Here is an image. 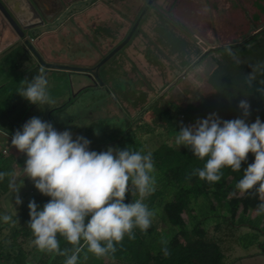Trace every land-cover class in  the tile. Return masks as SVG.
Wrapping results in <instances>:
<instances>
[{"label": "clouds", "instance_id": "clouds-1", "mask_svg": "<svg viewBox=\"0 0 264 264\" xmlns=\"http://www.w3.org/2000/svg\"><path fill=\"white\" fill-rule=\"evenodd\" d=\"M57 3L58 1L52 3L51 0H47L43 9L38 6L39 11H42V15L39 13L41 21L42 18L52 20L56 14L52 4ZM149 4L153 7V0ZM69 8L67 4L65 15L62 16L65 17L63 21L60 19L56 26L48 25L49 32L53 36L60 34L74 17H78L75 15H84L85 11L81 9L66 17ZM176 14L178 11H175ZM161 21L171 22L170 20ZM81 31L83 32L84 29L80 28L78 23L69 27L61 37L60 44L64 39L72 40L71 42L77 41ZM133 34L134 31L130 32L128 42L120 48L121 50H124L131 42L130 36ZM81 38L80 46L84 48L83 37ZM122 38V32H116L112 40L114 44L110 49L113 50L114 46L117 47L120 43L127 41L126 39L120 42ZM61 53L65 54L62 48ZM154 63L158 64L155 61ZM65 64L76 66L82 73L89 74L88 78L91 81H100V77L97 78L99 74L91 73L88 66ZM104 64L100 67L97 64L95 68L99 70ZM38 66L47 69L39 62ZM161 71L169 74L168 68L161 67ZM154 72L160 75L156 69ZM47 77L44 70L40 69L39 74L22 82L25 86L19 89L18 94L24 98L26 108L24 118L21 116L18 123L1 124L3 128L0 129V138L5 141L3 150L0 152V187L11 183L14 189H27L29 193L38 197L40 206L34 200H30L27 205L29 211L23 216V224L29 232V240L33 239L38 250L64 255L59 248L57 240L59 235L64 244L74 246L76 249L71 255L66 256L63 264H77L81 263L77 262L78 245L82 247V244H86L89 252L96 257H103L109 252H114L115 245L119 244L125 236L132 239L134 228L144 232L152 224L154 227L159 226V229L168 231L169 219L163 217L169 211L168 203L163 205L161 211H158L155 205L148 207L143 202L144 199L152 203L145 197L155 190V177L151 175L154 172L153 160L158 170L155 152L166 154L161 147L163 139H171L173 151L181 152L190 164L197 163V159L204 160L202 168L193 170V174L199 179L215 183L221 179L223 174L221 170L225 167H229L233 172L243 170L242 177L235 185L236 189L241 193L249 192L250 194V190L254 189L255 194L264 199V118L261 120L257 117L254 121H246L245 118L250 115L251 106L247 99L238 101L237 107L241 112L239 117L222 119L214 112L207 115L200 114L196 110L195 105L201 103L202 98L182 103L163 102L153 97L150 93L151 88H147V91L142 93L144 96L150 95L153 100L150 111L154 123L161 126L156 118L157 112H161L165 123V126L161 127L166 133L160 143L154 141L151 136L154 130L148 127L144 135L154 141V146L142 151L150 150L151 152L142 154L140 151L132 150L130 146L122 149L108 146L106 150L100 151L102 144L89 148L91 142L83 133L73 128L75 120L67 119L62 115L67 103L58 107L56 102L51 108L54 101L48 92ZM153 82L158 84L154 80ZM143 87L146 88V86ZM79 88L75 91L72 89L68 95L78 96ZM262 96H264V90ZM72 101L73 99L70 103ZM110 105L116 106L110 102L108 106L97 109L95 112L108 109ZM47 106L51 108L49 111L45 109ZM57 107L60 110H57ZM34 109L45 110V118L33 113ZM138 109L144 110L141 100L138 101ZM124 116L131 121L128 113L125 112ZM47 120L53 123L59 120L62 124H70L74 138L68 129L58 131ZM166 126L178 129L175 138H168ZM248 154L251 163H247V166L242 169V163L247 162ZM24 181H26L25 185ZM132 188L140 198L126 202V193ZM244 196L245 193L241 195V197ZM25 202H27L26 198ZM15 203L16 205L22 203L18 195L15 196ZM241 210L242 208L239 212ZM257 211L264 213V202L257 206ZM199 212L202 213V210L200 209ZM185 216L187 217L186 214ZM10 219L9 215L0 214V222L7 223ZM210 225L215 227L213 224ZM236 228L247 234L246 227ZM254 238H258L255 240L259 243L258 246L264 244V234ZM162 251L165 255L168 254L166 248ZM260 258L264 262V255H260V250H253L250 254V259H253L251 262ZM46 260L48 259H32L23 262L45 264Z\"/></svg>", "mask_w": 264, "mask_h": 264}, {"label": "rangeland", "instance_id": "rangeland-1", "mask_svg": "<svg viewBox=\"0 0 264 264\" xmlns=\"http://www.w3.org/2000/svg\"><path fill=\"white\" fill-rule=\"evenodd\" d=\"M140 2L138 9L145 2L146 7L144 5V10L131 16L134 38L124 50L120 49L115 54H112L110 50L111 42L116 34L114 32L121 31L119 24L98 30V33H102V37L98 33L93 34L92 38L83 37L90 43L83 40L84 47L89 50L91 46L94 47L92 60L98 64L106 60V66L99 73L100 84H107L111 80L113 88L111 93L105 88L88 87L82 89L81 93L78 92V96L72 94L65 97L70 89L79 88L80 81L90 83L89 80L76 73L60 70L58 67L48 72V92L51 94L52 88L54 92H58L57 96L52 95L51 99L54 103L51 108L56 102L58 107L67 103L62 115L67 119L75 120L73 128L79 133L89 138L93 137L95 141L101 140L102 149L100 151L106 150L108 146L121 149L130 146L132 150L141 152L147 147L152 148L154 141L160 143L166 131L154 123L150 108L138 109V115L132 112L131 121L124 116L126 101L143 99L142 91H147V88H151L150 93L153 97L163 102L197 101L203 96L216 92L215 86H210L209 79L215 71L220 72L224 66L229 68L230 60L234 61L232 77H235L236 81H239L240 77L248 71L253 70V65H248L251 56L250 54L244 56L242 47L245 45L243 43L253 41L254 34L264 27V11L257 6V0H153V7L149 4L151 0H140ZM259 3L264 7V1ZM82 7V3L72 4L66 17L70 13L81 10ZM175 11H178V14L175 15ZM234 11L235 15H232ZM240 14L241 20L238 19ZM254 15L259 16L257 21L253 20ZM60 19L63 21L65 17L46 21V23L56 26ZM161 20H170L176 25ZM229 24H232L233 28L229 27ZM224 32L227 33L224 34ZM112 33L114 34L110 40L103 41L106 35ZM71 41L66 40V42ZM240 42L242 45H239ZM226 50L230 51L225 53ZM81 51L83 47L79 45L77 52ZM45 52L50 57L49 50ZM232 52L233 57L226 58ZM69 56V53H61L60 56H54L50 62L55 66H65L68 59H73V56ZM79 56L81 57V54ZM123 60L132 62L129 73L134 79V84L139 85H130L126 80L118 77ZM27 64L33 65V68L25 67ZM161 67L168 68L169 74L163 73ZM7 68V71L0 74V78L7 77L1 82H11L12 86L16 87V92L13 93H18L19 89L25 86L22 82L28 80L30 76L39 74L40 71L36 59ZM155 69L160 75H156ZM107 74H109V79L106 78ZM153 80L158 84H155ZM4 92L7 93V89L0 91L3 95ZM17 95L24 99L19 94ZM72 99L73 103H70ZM110 102L115 103L122 110L110 105L108 109L95 112L97 109L108 106ZM51 108L47 106L45 109L49 111ZM45 112V110H33V113L43 118H45ZM49 122L58 131L68 129L71 132V126L68 123L62 124L59 120L56 123ZM148 127L154 130L151 135L154 141L144 135ZM1 128L3 126L0 124ZM132 131L139 135L145 146L137 147V137L132 134ZM115 138L120 139L115 141ZM4 143L5 141L0 138V152L3 150ZM106 143L107 146H105ZM25 183L26 181L23 184ZM7 189L12 191L11 183L2 186V190ZM5 208L6 205L3 206V210ZM213 225L217 228V223ZM218 229L221 232V240L224 241L222 248L239 247V241L243 240L244 236L241 230L229 226L228 222L223 219H220ZM251 245L250 249L242 251L247 257H250L253 250H260L259 243L255 240L251 241ZM24 246L26 247V244ZM230 254H233V251ZM42 258V255L37 254V260ZM32 259L29 255L26 260L31 261ZM251 264H264V262L260 258Z\"/></svg>", "mask_w": 264, "mask_h": 264}, {"label": "trees", "instance_id": "trees-1", "mask_svg": "<svg viewBox=\"0 0 264 264\" xmlns=\"http://www.w3.org/2000/svg\"><path fill=\"white\" fill-rule=\"evenodd\" d=\"M260 1L264 0H257V6L264 11ZM232 15H235V11ZM238 19L241 20V14ZM258 19V15L253 16V20ZM253 23L254 21L252 25ZM228 26L233 28L232 24ZM254 35V40L243 43L245 45L242 47L244 56H251L248 65H253V70L241 76L239 81L232 77L233 60H230L229 68L224 66L220 72L215 71L209 79V84L211 87L215 86L216 92L203 96L201 103L195 105L200 114L208 115L214 112L222 119H233L241 115L237 107L238 101L247 99L251 106L246 121H254L257 117L261 120L264 118V27ZM229 51L226 50L225 53ZM233 54H228L226 58L233 57ZM156 118L159 125L165 126L161 112L156 113ZM165 128L168 138L176 137L178 129L170 126ZM132 134L137 137V147L145 146L136 132L132 131ZM86 138L91 142L89 148L98 147L101 141H95L93 137ZM119 139L115 138V141ZM170 142L171 139L161 141L165 155L155 152L158 170L152 155L154 172L151 175L155 177V190L145 199L153 204L144 201L148 207L155 205L158 211L168 203L169 211L163 216L169 219L168 231L152 224L144 232L134 228L132 239L125 236L115 245L114 252H109L103 257H96L89 252L86 244H82V247L78 245L77 262L81 263L77 264H235L243 261L245 255L242 251L251 248V241L258 239L254 237L264 234V213L257 211V206L264 202V199L255 194L254 189L250 190L251 194L244 192L245 196L241 197L244 193L235 187L243 175V170L233 172L229 167H225L221 170L223 174L218 182L201 180L193 174V170L202 168L204 160L197 159V163L190 164L181 152L173 151ZM147 152L151 151H141L142 154ZM247 163H251L249 154L247 162L242 163V169ZM16 195L22 201L19 205L15 203ZM139 198L134 188L126 193V202ZM30 200H34L37 205L39 203L38 197L27 189L13 188L10 191L0 187V214H7L11 218L7 223L0 222V264H29L23 261L29 255L37 259V254L42 255V259H48L45 264H63L66 256L76 249L64 244L61 236L57 235V240L64 255L40 251L34 245L33 239H28L29 232L23 224V216L29 211L27 205ZM240 208L242 210L239 212ZM200 209L202 213L199 212ZM220 219L226 220L233 228L246 227L247 234H244L242 239L247 241L240 240L237 248H222L224 241L221 240V232L218 229ZM213 223H217V228L210 225ZM163 248L167 249V255L162 251ZM259 249L260 255H264L263 244ZM232 251L233 254H230Z\"/></svg>", "mask_w": 264, "mask_h": 264}, {"label": "crops", "instance_id": "crops-1", "mask_svg": "<svg viewBox=\"0 0 264 264\" xmlns=\"http://www.w3.org/2000/svg\"><path fill=\"white\" fill-rule=\"evenodd\" d=\"M4 2L6 8L10 12V16L16 22L20 23L23 27H27L33 24H40L41 19L39 13L42 15V11L39 9H34V5L39 6L43 9V5L47 0H1ZM69 4L82 3L84 10V15L79 17H74L62 30L56 38H60L64 35V32L69 28L73 27L79 21L82 22L83 27L88 30L80 32L81 37L92 38L93 34H97L98 30L116 24L115 22L125 21L128 26L131 25V13H136L142 9L145 3L138 9L141 2L140 0H66ZM127 14L124 16L123 14ZM42 23V22H41ZM120 28L122 27L119 25ZM116 33V31L114 32ZM106 35L105 39H110L113 34ZM225 32L224 34H226ZM102 37V33H98ZM38 39V45L44 51L50 49L52 45L51 36L49 33L48 25H44L40 28L37 36L33 37ZM19 37L15 30L13 29L9 19L0 10V74L7 71V67H12L14 65L21 64L25 61H34V58L30 52L17 47L16 42ZM83 40L89 43L88 40ZM25 67L32 69L33 65L27 64ZM41 66H38L40 70ZM44 72L48 74V70L44 68ZM33 76H30V80ZM7 79V77L0 78V91L7 89V93L4 95L0 93V124H12L18 123L21 116L24 118L26 113L24 99H21L16 92V87L12 86L11 82H1ZM90 83H79V87L83 85H88ZM76 89H73L75 91ZM72 91L70 89L65 97ZM51 95L57 96L58 92H54L53 88L51 90ZM12 98H10V97ZM60 110V108H56ZM239 254V251H238ZM253 259L245 258L243 261H239L238 264H251ZM237 264V263H235Z\"/></svg>", "mask_w": 264, "mask_h": 264}, {"label": "flooded vegetation", "instance_id": "flooded-vegetation-1", "mask_svg": "<svg viewBox=\"0 0 264 264\" xmlns=\"http://www.w3.org/2000/svg\"><path fill=\"white\" fill-rule=\"evenodd\" d=\"M51 1H52V3H56L57 2V0H51ZM62 1H63L64 4H62L60 0H58L57 4H52V7H54L56 9V15L64 16L65 15V11L64 10H65L66 5L68 4L70 7L72 6V4L67 3L66 0H62ZM75 16L79 17V15H75ZM115 23L122 26L120 29H121L123 38H122V40L120 42H123L124 40H126L128 38L131 30H133L132 22H131L130 26H128L125 21H123V22L119 21V22H115ZM78 24H79L80 28L82 27V29H84L85 31L88 30L85 27H83V24H82L81 21H79ZM50 36H53V35L50 34ZM133 38H134V34L132 36H130V40L132 41ZM37 40L38 39L33 38L32 44H33V48L35 49V51H34V49H33V51L35 53V56H37L39 58H42L46 62L45 64H48V65L51 66V67H47L48 72L49 71H53L55 69V67H54L55 65H53L50 62V60L54 56H56V57L60 56L61 48L64 50L65 54L69 53L70 56H73V59L70 58V59L67 60L68 63H74V64H78V65L88 66V67H90V72L91 73H94V74L98 73L99 74L101 72V70L106 66V64H104L99 70H97V68H95V66L98 64V62H95V61L92 60V53H93V50H94L93 46H91V50H89L88 48L84 47L83 48V52L81 54V57L79 56V54H78L79 52H77V49H78V47H79V45H80V43L82 41L81 36H79L78 40L75 41V42H66V40L64 39L65 42L63 40L62 44H60L61 40H62L61 37L60 38H56V36H55L54 38H51L52 45H51L50 49H48L50 57L48 56V54L42 48L39 47ZM131 43L132 42H129L128 45L131 44ZM88 44H90V43H88ZM113 44H114V41L111 43V46ZM239 45H242V42H240ZM131 65H132V62H127V61L123 60L122 63H121V70L118 73V77L119 78H123L130 85H135L134 84V79H133V77H131V75L129 73ZM65 71H68V72H71V73H76L77 75H82L84 78L89 80V78H88L89 74L82 73V72H74V71H71V70H65ZM106 78L109 79V74L106 75ZM89 82H90V84L81 86L79 88V91L81 92V90L83 88L86 89L88 87L103 88V89L105 88L109 93H111L113 91L111 80L108 81V83H110L111 85H107L108 83L107 84L104 83V86H102V87L100 86V81L99 80H98V82H94V81L89 80ZM138 101H140V100L131 99V100H127L126 101L125 109H126V112L128 113L129 116H130V114L132 112H136L137 115H138ZM152 102H153V100H152L151 96L150 95H146V96H144L143 99H141V106H143L144 109L145 108H150V110H151ZM139 118H141V117H139ZM140 121H141V119H140Z\"/></svg>", "mask_w": 264, "mask_h": 264}, {"label": "water", "instance_id": "water-1", "mask_svg": "<svg viewBox=\"0 0 264 264\" xmlns=\"http://www.w3.org/2000/svg\"><path fill=\"white\" fill-rule=\"evenodd\" d=\"M61 3L64 4L63 1H61ZM33 6H34V9H36V8L38 9L37 5L33 4ZM0 10L9 19L13 29L15 30V32L17 33V35L19 37V40L16 42L17 47H20L23 50L29 51L31 54H33L34 59H36L43 66L51 67L50 65L45 64L46 62L42 58H39V57L35 56V53H34L35 49L33 48V44H32L33 37L38 35V33L40 31V28L42 26L46 25L47 24L46 21H48V20H46L45 18H42V21H41L42 23H40V24H33V25H29L27 27H23L20 23H18L15 20H13V18L10 16L9 10L6 8L4 2H2L1 0H0ZM61 17L62 16L55 14L53 16L52 20H55V19H58V18H61ZM59 22H60V20H59ZM47 25H50V27L54 26V24H47ZM127 42H128V39H127V41L123 42L119 46L115 47L112 50V54H114L116 51H118L120 48H122V46L125 45ZM33 49H34V51H33ZM105 62H106V60L100 62L98 64V67H100ZM54 67H55V69H57V67H58L59 69H70L72 71L81 72V69H79L76 66H71V65L54 66ZM97 78H99L98 75H97Z\"/></svg>", "mask_w": 264, "mask_h": 264}, {"label": "bare ground", "instance_id": "bare-ground-1", "mask_svg": "<svg viewBox=\"0 0 264 264\" xmlns=\"http://www.w3.org/2000/svg\"><path fill=\"white\" fill-rule=\"evenodd\" d=\"M41 23V22H40Z\"/></svg>", "mask_w": 264, "mask_h": 264}]
</instances>
